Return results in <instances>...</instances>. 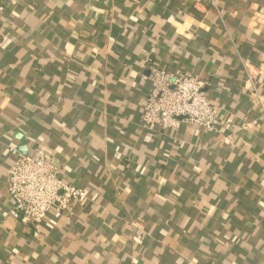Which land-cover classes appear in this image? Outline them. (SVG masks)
Instances as JSON below:
<instances>
[{
    "label": "crops",
    "instance_id": "obj_1",
    "mask_svg": "<svg viewBox=\"0 0 264 264\" xmlns=\"http://www.w3.org/2000/svg\"><path fill=\"white\" fill-rule=\"evenodd\" d=\"M149 60L215 132L142 126ZM263 111L264 0H0V264H264ZM38 145L91 196L35 229L6 178Z\"/></svg>",
    "mask_w": 264,
    "mask_h": 264
},
{
    "label": "built area",
    "instance_id": "obj_2",
    "mask_svg": "<svg viewBox=\"0 0 264 264\" xmlns=\"http://www.w3.org/2000/svg\"><path fill=\"white\" fill-rule=\"evenodd\" d=\"M146 69L149 90L141 113L145 129L176 132L182 125H192L206 132L216 131L218 109L206 96V82L191 73L173 74L152 66L150 60ZM244 71L255 90L256 79L263 74L261 67L245 66ZM256 98L261 104V98ZM9 151L15 157L6 178L11 218L38 229L48 215L70 220L73 206L90 198L88 190L60 178L61 166L44 145H38L31 155L18 154L14 148Z\"/></svg>",
    "mask_w": 264,
    "mask_h": 264
}]
</instances>
